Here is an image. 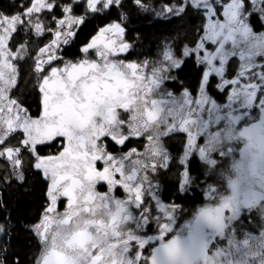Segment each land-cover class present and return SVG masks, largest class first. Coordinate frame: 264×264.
<instances>
[{"label":"snow or ice","instance_id":"6c2138e0","mask_svg":"<svg viewBox=\"0 0 264 264\" xmlns=\"http://www.w3.org/2000/svg\"><path fill=\"white\" fill-rule=\"evenodd\" d=\"M134 3L138 8L147 4L144 0ZM175 4L176 7L167 5L170 14L183 7L185 14L195 11L200 15L202 23L208 20L205 13L217 21L206 40L189 43L182 52L196 56L191 49L204 44V48H198L199 62L211 74L213 43L219 44L225 35L232 37L243 29L246 0H196L195 3L188 0L187 4L175 0ZM113 6L124 9L125 3L122 0H24L14 12L0 11V159L7 171L0 181L6 183L13 178L24 181L25 171L31 168L46 182L41 212L29 226L37 241L32 264H219L215 257L220 253L210 250V241L215 234L224 233L241 205L255 204L247 197L238 198L235 182L231 197H218L216 189L209 187L208 203L187 224L186 236L164 239L174 223V208L165 209L155 217L160 243L151 252L146 245L153 237L136 230L140 222L146 225L153 219L151 209L145 205L144 181L163 159L158 147L162 133L156 131L163 118L158 120V110H153L150 95L156 80L149 75L146 64L120 58L130 46L123 20L99 28L90 42H82L78 55L62 54L63 46L75 43L78 26L89 22L90 16L101 13L110 16L107 10ZM79 9L83 14H77ZM220 21H224L223 25ZM252 22L260 23L255 18ZM221 27L224 32L217 36ZM18 31L34 32L38 37L49 34V42L33 55L27 40L17 47L13 34ZM28 61L35 77L36 115L30 113L23 100L12 95L20 74L18 65ZM165 64L167 68L161 67L160 72L181 68L176 60H165ZM238 87L251 96L258 86L244 83ZM189 99L190 118L168 123L188 133L189 148H199L204 156L219 146L222 134H216L213 144L203 148L196 145L198 132L191 116L205 111L207 105L203 98ZM130 131L144 133L148 139V149L138 157L131 171L125 167V157L118 156V150L123 148H117L130 142L133 138ZM240 135L247 136L249 145L264 141V124L246 127ZM104 184L107 191H99L98 186ZM117 186H122L124 198L115 195ZM133 205L141 209L136 223L130 211ZM6 231V225L0 224V234ZM258 252L261 251H251L249 255L255 257ZM16 264L23 261L18 259Z\"/></svg>","mask_w":264,"mask_h":264},{"label":"rangeland","instance_id":"374dc122","mask_svg":"<svg viewBox=\"0 0 264 264\" xmlns=\"http://www.w3.org/2000/svg\"><path fill=\"white\" fill-rule=\"evenodd\" d=\"M184 2L187 4L188 0H184ZM195 2L196 0H193V3ZM217 2H220V0H217ZM172 6L176 7V5ZM246 7V13L256 14L264 25V0H246ZM149 10L152 11L155 19H165L181 15L184 8L181 7L178 11L171 14L170 10L167 9V5H160L155 9L152 8ZM246 13H244V20L242 21L245 25L242 30L247 28V33L249 34L245 33L242 35L240 33L241 30L239 34L235 35L233 41H228L224 44L219 55L211 60V62L209 61V64L214 69L211 74L206 66L199 62L198 48H204L205 45L198 44L197 47L191 49V51L197 53L196 56H193L195 60L202 64L206 71L207 78L202 84L204 87L203 91L205 90L206 92L208 79L211 76H215L217 78L218 88L227 90V95L224 97V104L216 103L214 106L215 102L206 93L198 94L196 97H190L186 91L172 95L164 87L165 81L171 78V74L176 68L167 69L164 72H160L159 69L161 67L167 68L165 60H176L181 64L185 57H189L186 53L182 54L184 48L181 54L177 55L165 46L160 52V59L140 62L146 64L149 75L155 77L156 83L151 92L150 100L153 102V110H158L157 119L163 118V122L158 123L156 127V131L162 133L158 137V147L160 157L163 159L155 170H150L147 179L144 181L146 185L145 205L148 209H151L153 219H150L146 225L140 222L136 228L140 234H146L154 238L152 241V246L154 245L153 249L159 246L160 243V229L158 227V221L155 219L156 216L161 215L165 209L174 208V223L172 229L164 237L165 240H168L172 238V235H179L181 233V228L189 223V218L197 208L191 211H184L178 207L162 202L160 199L162 177L165 175L167 178L176 179L175 182L180 192L187 191L191 187L197 188L205 198V202L202 205L208 202L206 193L210 186L216 189L218 197H227V185L233 183V181L228 179L225 167L231 165L243 150V140L235 134L242 132L246 127L257 125V123L264 124V121H262V118H264V30L257 34L250 32L251 28L249 27V23L246 22ZM205 15L208 16V20L202 24V40L208 38L217 23L216 20H212L210 14L205 13ZM212 15H214V12ZM221 18H223L222 15ZM220 23L223 25L224 21H220ZM209 25L212 26L211 29ZM223 32L224 29L221 27L216 35L219 36ZM33 34L35 35L34 32ZM215 47L217 48V44L213 43L212 51ZM230 74L233 75L231 78H228ZM244 83H251L258 86L254 95L250 96L240 91L238 85ZM189 98L197 101L203 98L205 104H210L202 113L191 116V119L196 121L193 125L194 130L198 132L195 139L196 145L203 148L206 145L213 144L215 143L214 138L216 134H222L219 140V147H214L212 151L206 152L204 156L200 155L199 148H189L188 133L183 129L172 127L168 123L169 120L175 124L179 119L190 118L187 111V104L191 102ZM167 113H176V115H168ZM181 113L182 115H180ZM256 114L257 117L253 116ZM128 115L130 116V113ZM241 118L243 120L240 123ZM129 135L133 137L130 138L129 142L131 144L130 146H132L131 149L127 147L130 149L127 152L121 149L118 150V156L125 157V167L131 171L134 169L135 161L138 157L148 149V139L144 133L130 131ZM173 140L176 141V145L173 147L175 149L171 150L169 146ZM117 148H122V146H117ZM133 152H136L137 156H133ZM193 157L198 159L202 167L203 177L201 180L189 173V163ZM105 189L107 191V185ZM116 192L120 195L117 198H124L126 195L122 186H117ZM252 210V208L245 209L244 205H241L238 215L229 221L227 225L229 226V230L226 232L225 229V232L218 241L220 246L219 251L223 254L220 258V264L249 263L248 257L240 256L237 252L232 251L231 247L233 245L235 247L237 246L239 250L248 247V240L251 238L249 237L250 231L257 232L255 234L256 238H254V240H257L256 242H258V237L261 239L260 233L264 232V204L258 206L257 212H253ZM130 211L135 218L133 223H136L139 219L141 209L133 205ZM247 227L250 228L248 234ZM183 231H185L184 227ZM216 235L219 236V234ZM245 241L248 243L246 244ZM150 243L149 241V245ZM152 246H150V250H152ZM256 246V251H260L258 243H256ZM212 252L215 253V251Z\"/></svg>","mask_w":264,"mask_h":264},{"label":"trees","instance_id":"16d2710c","mask_svg":"<svg viewBox=\"0 0 264 264\" xmlns=\"http://www.w3.org/2000/svg\"><path fill=\"white\" fill-rule=\"evenodd\" d=\"M23 2L24 0H0V11L6 13L14 12L17 6ZM122 2L125 3L124 9L113 6L107 10L111 13L110 16L105 17L104 13L99 14V16H90L88 18L89 22L85 25L78 26L75 29L77 32L76 37H74L75 43L71 46H63L62 54L68 57L78 55L79 49L83 46L82 42H90L91 37L97 34L99 28L113 21L120 22L121 20H123L125 26L123 29L125 38L128 39L130 46L127 53L120 54V58H127L130 62L140 63L143 61L148 62L149 60L160 59V52L165 46L168 47L171 52L180 55L187 44L202 40L203 23L200 15L196 12L193 11L185 14L184 10L179 16L155 19L152 15V11L149 10L152 8L155 9L160 5H168L169 3L176 5L175 0H144V3L147 4L140 8L135 5L134 0H122ZM137 2H139V0H137ZM119 13H123V15L120 16ZM77 14H83V10L79 9ZM246 14V22L249 23V27L251 28L250 32H255L257 34L264 30V25L256 14ZM253 18L260 23H253ZM240 33L242 35L247 33V28H244ZM13 37L18 42L17 47L20 42L27 40L31 45L33 55H35L39 47L49 42V34L36 37L33 33L25 34L18 31L13 34ZM234 37L235 36L228 37L225 35V39L221 40L220 43L217 44V48L215 47L213 50V57L216 58L224 44L228 41H233ZM9 46H12L11 40ZM18 68L20 74L17 86L12 93L13 98L23 100L25 107H29L30 113L36 115L38 103L31 61L27 63L21 62ZM232 75L233 74H230L228 78H231ZM205 79L206 71L204 70V66L198 63L193 56H189L182 60L180 69L176 68L172 72L171 78L165 81L164 87L172 95L186 91L189 92L192 97H196L198 94L207 93L216 103L224 104V97L227 95V90H223L222 88L220 90L217 88V78L211 76L206 84L205 92V90L203 91L204 87L202 85ZM209 80L210 86L208 87ZM209 105L210 104L207 103V106ZM262 121H264V118H262ZM130 145L131 144L128 143L125 147L122 146L123 149L121 150L127 152L132 147ZM174 145H176L175 140L170 143L171 147L169 146V148L171 150L175 149L173 148ZM25 161H27V156H25ZM189 173L199 180L203 177L202 167L196 157H193L189 163ZM4 175H7V171L4 167L3 159H0V176ZM175 181L176 179L167 178L165 175L162 177L160 192V199L162 202L167 205L178 207L184 211H191L205 202L204 195H202L197 188L191 187L188 192H180ZM45 193L46 182L44 178L42 175L38 174L36 170L31 168L25 171L24 181H19L15 178L6 183L0 181V224H5L7 228L6 233L0 234V261H3V264H16L18 259L22 260L23 264H32L33 256L37 251V241L29 226L41 212ZM186 226H183L185 229L183 232V227L181 228V233L179 235H184L188 232ZM249 229L250 228L247 227V234ZM228 230L229 226H227L226 232ZM256 233L257 232H249V237L251 238L248 240V247L239 250L237 246L235 247L233 245L231 250L237 252L240 256L249 258V252L256 251V243H258L259 249L263 253L264 242L259 237L258 242L254 240V238H256ZM173 236L176 235H172V237ZM221 236L222 235H219L218 237ZM153 240L154 238L151 239L150 242L153 243ZM157 247L159 246H156V248ZM146 249L148 251V246H146ZM219 249L220 246L214 251L221 253ZM152 250L149 249V252ZM222 256L223 254H220V256L216 258L220 259ZM241 263L243 262L241 261Z\"/></svg>","mask_w":264,"mask_h":264},{"label":"clouds","instance_id":"9594fccd","mask_svg":"<svg viewBox=\"0 0 264 264\" xmlns=\"http://www.w3.org/2000/svg\"><path fill=\"white\" fill-rule=\"evenodd\" d=\"M240 133L237 132L235 135L243 140V150L231 165L225 167V171L228 174V179L235 182V192L239 199L243 200L247 197L252 199L255 204L264 203V141H257L249 145L247 136H242ZM227 189V197L233 196V183L228 184ZM206 204L197 206L193 216L189 218V222L194 221L200 209ZM187 234L188 232L184 235ZM262 259H264L262 252H258L255 257L249 255V264H261Z\"/></svg>","mask_w":264,"mask_h":264},{"label":"flooded vegetation","instance_id":"af4514ba","mask_svg":"<svg viewBox=\"0 0 264 264\" xmlns=\"http://www.w3.org/2000/svg\"><path fill=\"white\" fill-rule=\"evenodd\" d=\"M206 78H207V76H206ZM208 82V81H207ZM217 88H218V86H217ZM220 90H221V88H219ZM188 94H189V92H187ZM207 94V93H206ZM208 95V94H207ZM189 96L190 97H192L190 94H189ZM208 97H209V95H208ZM210 99H212L213 100V98L212 97H209ZM214 102H215V100H213ZM225 103V102H224ZM215 104H216V102L214 103V106H215ZM207 105V104H206ZM253 116H255V117H257V114L256 115H253ZM258 117H259V115H258ZM242 118L240 119V123L242 122ZM251 122H254V121H251ZM129 143V142H128ZM127 143V144H128ZM126 144V145H127ZM126 152V151H125ZM105 186H106V184H104V185H102V186H98V190L99 191H102V189H103V191H105L106 189H105ZM189 190H187V191H182V192H188ZM116 194V196L117 197H119L120 195H118L117 194V192L115 193ZM258 199V198H257ZM262 203H256V204H254L253 206H251V207H249V206H245L244 205V208L245 209H249V208H252L253 210V212H257V208H258V206H260ZM256 207V208H255ZM264 218V217H263ZM234 226V225H233ZM211 234V233H210ZM260 237H261V239H262V241L264 242V232H261L260 233ZM219 239H220V237H218L216 234L214 235V238L210 241V250L211 251H214V250H216V248L219 246ZM152 244L153 243H150V245L148 246V252H149V249H150V246H152ZM153 247L154 246H152V249H153ZM147 254V253H146ZM220 254H222V253H220ZM215 259L217 260V261H219V264H220V259L219 258H216L215 257Z\"/></svg>","mask_w":264,"mask_h":264}]
</instances>
